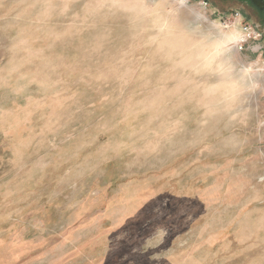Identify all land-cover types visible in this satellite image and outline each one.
I'll return each instance as SVG.
<instances>
[{
  "label": "rangeland",
  "instance_id": "1",
  "mask_svg": "<svg viewBox=\"0 0 264 264\" xmlns=\"http://www.w3.org/2000/svg\"><path fill=\"white\" fill-rule=\"evenodd\" d=\"M226 0H0V264H264V42Z\"/></svg>",
  "mask_w": 264,
  "mask_h": 264
},
{
  "label": "flooded vegetation",
  "instance_id": "2",
  "mask_svg": "<svg viewBox=\"0 0 264 264\" xmlns=\"http://www.w3.org/2000/svg\"><path fill=\"white\" fill-rule=\"evenodd\" d=\"M242 8L251 22L261 32L264 42V0H226Z\"/></svg>",
  "mask_w": 264,
  "mask_h": 264
},
{
  "label": "built area",
  "instance_id": "3",
  "mask_svg": "<svg viewBox=\"0 0 264 264\" xmlns=\"http://www.w3.org/2000/svg\"><path fill=\"white\" fill-rule=\"evenodd\" d=\"M235 24L237 21H241L244 28L248 30L247 36L248 38L239 44H235V47L238 51H244L248 45L255 44L261 41L262 35L261 32L254 26L252 22L249 20L243 19V16L239 12H233L229 15Z\"/></svg>",
  "mask_w": 264,
  "mask_h": 264
},
{
  "label": "clouds",
  "instance_id": "4",
  "mask_svg": "<svg viewBox=\"0 0 264 264\" xmlns=\"http://www.w3.org/2000/svg\"><path fill=\"white\" fill-rule=\"evenodd\" d=\"M248 30L243 27L241 21H237L233 25L225 26L223 29V42L225 44H239L244 42L247 36Z\"/></svg>",
  "mask_w": 264,
  "mask_h": 264
}]
</instances>
